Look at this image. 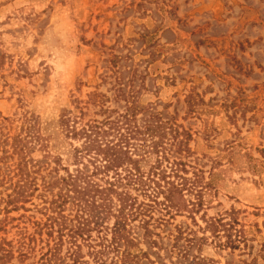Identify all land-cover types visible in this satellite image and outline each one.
<instances>
[{
	"label": "rangeland",
	"instance_id": "rangeland-1",
	"mask_svg": "<svg viewBox=\"0 0 264 264\" xmlns=\"http://www.w3.org/2000/svg\"><path fill=\"white\" fill-rule=\"evenodd\" d=\"M111 54L132 56L145 75L140 107L158 104L193 134L194 159L211 184L204 211L225 218L222 241L232 240L230 248L210 240L202 255L264 264V0H0V157L31 124L42 129L63 113L99 119L102 104L122 110L104 102L113 97ZM191 94L205 102L201 116L187 114ZM41 132L26 152L35 146V159L57 156ZM8 193L0 183V220ZM190 199L178 200L173 227L202 237L204 212H193ZM22 214L33 212L10 213L0 240H15ZM90 219L110 232L129 230L105 210Z\"/></svg>",
	"mask_w": 264,
	"mask_h": 264
},
{
	"label": "trees",
	"instance_id": "trees-1",
	"mask_svg": "<svg viewBox=\"0 0 264 264\" xmlns=\"http://www.w3.org/2000/svg\"><path fill=\"white\" fill-rule=\"evenodd\" d=\"M130 59L111 54L108 60L113 97L104 102L122 110L102 104L99 119L83 122L63 113L42 129L31 124L25 139L3 151L0 183L10 193L3 199L7 216L0 220V232L10 213L33 214L20 216L15 240H0V264H220L205 258L201 249L210 240L230 248L232 240L223 242L221 235L230 224L223 216L207 218L204 211L211 184L194 159L193 134L176 116L158 111V104L139 106L137 84L145 75ZM186 104L188 115H202L205 102L199 94L189 95ZM41 131L57 156L50 150L35 159V146L26 152ZM186 197L192 198L193 212H204L202 237L173 227L181 213L178 200ZM98 210L129 230L95 227L90 214ZM225 215L232 219L233 211Z\"/></svg>",
	"mask_w": 264,
	"mask_h": 264
}]
</instances>
